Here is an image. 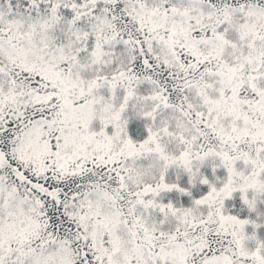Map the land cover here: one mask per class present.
Returning a JSON list of instances; mask_svg holds the SVG:
<instances>
[{"label": "snow or ice", "instance_id": "obj_1", "mask_svg": "<svg viewBox=\"0 0 264 264\" xmlns=\"http://www.w3.org/2000/svg\"><path fill=\"white\" fill-rule=\"evenodd\" d=\"M0 264H264V0H0Z\"/></svg>", "mask_w": 264, "mask_h": 264}]
</instances>
